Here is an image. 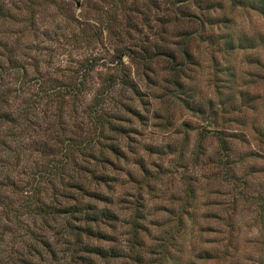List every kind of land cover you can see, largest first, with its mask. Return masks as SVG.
<instances>
[{"label":"rangeland","instance_id":"rangeland-1","mask_svg":"<svg viewBox=\"0 0 264 264\" xmlns=\"http://www.w3.org/2000/svg\"><path fill=\"white\" fill-rule=\"evenodd\" d=\"M64 1L62 11L73 25L45 10L26 33L17 22L3 26L8 39L20 40L17 49L27 67L23 84L33 89L37 71L64 81L85 73L83 93L75 104H64L59 121L55 104L47 109L41 102L28 152L16 163L0 161V167L10 168L21 185L57 155L62 142L73 137L83 145L91 135V100L103 90L99 107L125 131L109 135L116 151L102 147L101 160L80 156L78 162L109 175L106 182L92 178L88 184L107 197L97 206L117 219L93 222L104 238L81 237L119 256L92 255L94 264H138L133 257L139 248L142 264H264V13L255 8L259 0L252 6L245 0ZM12 3L18 7L20 0ZM145 50L163 54L140 60ZM123 75L133 86L120 82ZM217 130L228 135L227 154L219 153ZM42 143L48 149L37 152ZM133 219L141 224L136 238ZM39 222L20 213L15 220L0 210V264H21L23 258L35 264H83L68 234L79 223L76 218L58 217L50 228ZM35 233L49 240L50 252L31 254Z\"/></svg>","mask_w":264,"mask_h":264},{"label":"trees","instance_id":"trees-1","mask_svg":"<svg viewBox=\"0 0 264 264\" xmlns=\"http://www.w3.org/2000/svg\"><path fill=\"white\" fill-rule=\"evenodd\" d=\"M245 1L252 6L250 5L252 0ZM13 4L15 3H12V0H0V161L11 158V161L16 163L28 152V144L32 145V142L27 143V140L36 129L35 120L40 118L39 104L42 102L47 109L55 104V119L58 121L62 119L64 104L68 101L75 104L82 95L85 73H80L79 78L64 81L61 78H44V75L37 71L32 77L35 82L33 89L30 88L29 83L23 84L24 82L20 79L26 76L27 67L21 62L19 56L22 49L19 51L17 49L20 47V40L8 39V33H5L8 30H5L3 25L17 22L21 28L20 33H26L35 28L39 19L42 20L41 14L45 10L55 12L60 17V21L68 22L70 25H73V19L62 11L64 0H20L18 7ZM255 8L264 13V0H259ZM35 34L37 35L38 32L35 31ZM4 35L7 36L5 41ZM38 36L40 37V34ZM144 52L146 56L140 57V60H151L158 54H163L162 52L148 53L147 50ZM120 82L133 86L128 75L121 76ZM130 89L135 92L134 87ZM104 94L103 90H99L91 100L88 110L90 125L87 132L91 135L86 137L83 145L73 137L62 142L64 146L57 155L52 154L43 164L42 170L34 174L29 182L20 181L21 185L13 181L10 168L6 167L8 169L4 171L0 167V202L2 203L0 210L15 220L19 213L27 216L31 221L39 218L42 228H50L51 222L58 217L76 218L79 223L72 225L68 234L73 237V243L70 244H73V251L77 254L76 256L82 258L83 264H94L92 255L119 256L117 251L90 245L83 242L81 237L84 234L104 238L107 235L93 227V222L117 219V215L107 207L97 206L95 202L103 201L107 197L92 190L88 184L92 178H96L98 182H106L109 175L107 177L97 175L94 167L89 169L78 162L80 156L87 162H90L89 158H94L95 161L101 160L102 147L116 151L114 144L107 142L109 135L122 134L125 131L120 125L112 124L103 107H99ZM215 136L219 144V153L227 154L230 150L227 133L217 130ZM59 142L58 139L56 143ZM95 148L97 152L94 151ZM47 149L48 146L42 143L40 150H36L43 153ZM130 222L133 225V238H136L137 228H141V224L136 219ZM33 237L35 241L29 248L33 251L31 253L33 256H39L40 249H44L47 253L51 251V243L43 236V233L40 235L35 233ZM80 251L86 253L82 255ZM141 258H144V255L142 257L139 248L135 250L133 259L138 264H142L144 260ZM21 264L35 263L30 258H23Z\"/></svg>","mask_w":264,"mask_h":264}]
</instances>
